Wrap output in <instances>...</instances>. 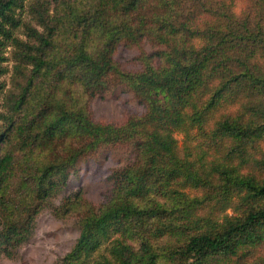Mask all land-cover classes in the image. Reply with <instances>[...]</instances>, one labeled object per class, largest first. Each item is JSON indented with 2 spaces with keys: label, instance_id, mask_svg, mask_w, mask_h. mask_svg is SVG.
Wrapping results in <instances>:
<instances>
[{
  "label": "trees",
  "instance_id": "obj_1",
  "mask_svg": "<svg viewBox=\"0 0 264 264\" xmlns=\"http://www.w3.org/2000/svg\"><path fill=\"white\" fill-rule=\"evenodd\" d=\"M7 48L0 260L51 206L79 230L57 264H264V0H0V77ZM109 91L143 113L96 121ZM118 148L133 160L99 206L54 205L80 160Z\"/></svg>",
  "mask_w": 264,
  "mask_h": 264
},
{
  "label": "rangeland",
  "instance_id": "obj_2",
  "mask_svg": "<svg viewBox=\"0 0 264 264\" xmlns=\"http://www.w3.org/2000/svg\"><path fill=\"white\" fill-rule=\"evenodd\" d=\"M242 8L237 6V12ZM142 49L150 52V47L144 43ZM1 53V51H0ZM139 51L120 46L114 57L126 71L139 69ZM4 63L9 73L0 77V86L10 88L12 62L11 48L5 49ZM2 95V92L0 93ZM0 97V106L2 103ZM144 108L128 93L115 91L106 92L91 102V112L96 121L119 125L130 116H138ZM181 148V143H179ZM133 160V154L126 149H112L98 152L96 155L80 160L70 171L68 184L61 195L53 200L58 206L63 197L70 193L81 191L83 197L95 206H99L109 191L106 180L111 171L122 167ZM79 235L76 220L73 217L57 216L51 206L43 208L37 215L31 238L20 246L13 259L1 257L0 264H57L74 246Z\"/></svg>",
  "mask_w": 264,
  "mask_h": 264
}]
</instances>
